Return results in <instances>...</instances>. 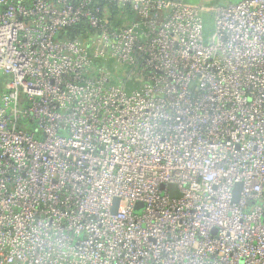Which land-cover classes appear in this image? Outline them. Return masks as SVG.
Instances as JSON below:
<instances>
[{
	"label": "built area",
	"instance_id": "built-area-1",
	"mask_svg": "<svg viewBox=\"0 0 264 264\" xmlns=\"http://www.w3.org/2000/svg\"><path fill=\"white\" fill-rule=\"evenodd\" d=\"M208 5L0 0V264H264V0Z\"/></svg>",
	"mask_w": 264,
	"mask_h": 264
},
{
	"label": "rangeland",
	"instance_id": "rangeland-1",
	"mask_svg": "<svg viewBox=\"0 0 264 264\" xmlns=\"http://www.w3.org/2000/svg\"><path fill=\"white\" fill-rule=\"evenodd\" d=\"M186 1L191 3V4H195V5H201V6H204L205 7H208V0H184V2ZM220 2L224 3L222 5H225L227 4L228 2H233V3H236L237 1L239 2L240 0H219ZM209 4H212V3H209ZM212 5H219V4H212ZM203 18L205 20V25H206V29L207 30H210L213 26V15L211 12L209 11H203ZM111 65L114 67L115 66V63L112 62ZM120 65H118L117 67H119ZM124 69V67H119V71L121 73V71Z\"/></svg>",
	"mask_w": 264,
	"mask_h": 264
},
{
	"label": "water",
	"instance_id": "water-1",
	"mask_svg": "<svg viewBox=\"0 0 264 264\" xmlns=\"http://www.w3.org/2000/svg\"><path fill=\"white\" fill-rule=\"evenodd\" d=\"M240 188H241V183H236L233 189V201L234 202L237 201L239 198ZM117 203H118V200L115 199L114 208H113L114 210L116 208ZM142 207H143V204L141 202H137L135 205V212H140Z\"/></svg>",
	"mask_w": 264,
	"mask_h": 264
},
{
	"label": "crops",
	"instance_id": "crops-1",
	"mask_svg": "<svg viewBox=\"0 0 264 264\" xmlns=\"http://www.w3.org/2000/svg\"><path fill=\"white\" fill-rule=\"evenodd\" d=\"M182 1H184V0H182ZM186 2V1H185ZM238 2V1H237ZM187 3H189V2H187ZM209 3H212V4H219V5H222V4H224V3H222V2H220L219 0H208V4ZM228 3H233V2H228ZM227 3V4H228ZM191 4V3H190ZM195 5V4H194Z\"/></svg>",
	"mask_w": 264,
	"mask_h": 264
},
{
	"label": "trees",
	"instance_id": "trees-1",
	"mask_svg": "<svg viewBox=\"0 0 264 264\" xmlns=\"http://www.w3.org/2000/svg\"><path fill=\"white\" fill-rule=\"evenodd\" d=\"M76 31H69V32H67V35L68 36H70V37H73V36H75L76 35V33H75ZM61 36H63V35H61Z\"/></svg>",
	"mask_w": 264,
	"mask_h": 264
}]
</instances>
